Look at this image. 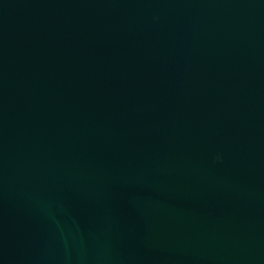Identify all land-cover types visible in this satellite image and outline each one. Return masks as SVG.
I'll list each match as a JSON object with an SVG mask.
<instances>
[{
	"label": "water",
	"instance_id": "95a60500",
	"mask_svg": "<svg viewBox=\"0 0 264 264\" xmlns=\"http://www.w3.org/2000/svg\"><path fill=\"white\" fill-rule=\"evenodd\" d=\"M0 264H264V0H0Z\"/></svg>",
	"mask_w": 264,
	"mask_h": 264
},
{
	"label": "clouds",
	"instance_id": "9594fccd",
	"mask_svg": "<svg viewBox=\"0 0 264 264\" xmlns=\"http://www.w3.org/2000/svg\"><path fill=\"white\" fill-rule=\"evenodd\" d=\"M217 159H219V157Z\"/></svg>",
	"mask_w": 264,
	"mask_h": 264
}]
</instances>
